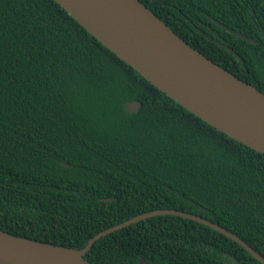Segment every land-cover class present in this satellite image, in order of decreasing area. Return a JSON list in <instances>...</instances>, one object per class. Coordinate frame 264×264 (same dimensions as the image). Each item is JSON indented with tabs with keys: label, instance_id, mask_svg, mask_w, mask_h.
Masks as SVG:
<instances>
[{
	"label": "trees",
	"instance_id": "1",
	"mask_svg": "<svg viewBox=\"0 0 264 264\" xmlns=\"http://www.w3.org/2000/svg\"><path fill=\"white\" fill-rule=\"evenodd\" d=\"M140 1L264 92V0ZM160 208L205 217L264 256V153L159 90L55 0H0V229L81 249ZM85 258L262 264L227 235L176 214L114 230Z\"/></svg>",
	"mask_w": 264,
	"mask_h": 264
},
{
	"label": "water",
	"instance_id": "2",
	"mask_svg": "<svg viewBox=\"0 0 264 264\" xmlns=\"http://www.w3.org/2000/svg\"><path fill=\"white\" fill-rule=\"evenodd\" d=\"M89 33L151 84L208 124L264 153V92L194 48L140 0H55ZM139 101L124 104L136 111ZM176 214L237 241L264 264V256L225 227L183 210L140 213L95 234L81 249L0 229V264H92L85 254L100 237L141 219ZM130 264V263H123ZM139 264H149L144 258Z\"/></svg>",
	"mask_w": 264,
	"mask_h": 264
}]
</instances>
